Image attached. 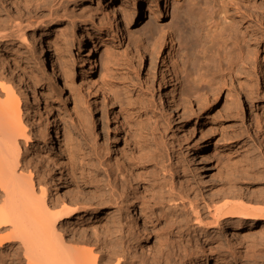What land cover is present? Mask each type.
I'll return each instance as SVG.
<instances>
[{
	"label": "rangeland",
	"instance_id": "374dc122",
	"mask_svg": "<svg viewBox=\"0 0 264 264\" xmlns=\"http://www.w3.org/2000/svg\"><path fill=\"white\" fill-rule=\"evenodd\" d=\"M111 1L0 0L1 31L10 34L17 22H25L21 38L0 40V74L9 73L1 69L3 60L16 63L23 110L31 98L32 114L43 125V140L30 130L33 143L23 157L49 192L51 177L59 184L52 192L59 202L55 211L82 207L78 219L98 226L99 236L76 225L66 239L101 256L119 244L123 264H213L216 256L227 264H264V219L239 224L221 216V229L213 222V208L225 203L246 211L264 209V52L258 69L246 62L234 70L231 58L217 48L227 32L219 27L215 32L213 26L210 31L207 24L211 16L220 20L227 12L229 21L242 32L257 31L264 44V0H174L168 8L163 0H119L132 22L128 32L119 15L116 33L102 26ZM211 2L218 8L204 6H214ZM161 41L165 46L157 55L153 45ZM89 52L96 61L92 78H105L114 88L107 100L82 81ZM53 64L59 73L52 82ZM199 73L208 78L200 81ZM160 84L174 100L171 108ZM187 84L205 86L206 99L190 95ZM44 102L52 109L49 127L38 114ZM30 118L24 114L23 120ZM156 120L160 125L154 126ZM37 145L43 159L37 158ZM65 187L81 195L72 198ZM174 191L188 198L182 203L171 195ZM141 206L146 214L136 226L129 219ZM208 234L215 238L204 247ZM12 245L7 251L13 254L19 244Z\"/></svg>",
	"mask_w": 264,
	"mask_h": 264
},
{
	"label": "bare ground",
	"instance_id": "6f19581e",
	"mask_svg": "<svg viewBox=\"0 0 264 264\" xmlns=\"http://www.w3.org/2000/svg\"><path fill=\"white\" fill-rule=\"evenodd\" d=\"M169 1H172V3H175L174 0H163L165 4V8H168ZM119 2H120L119 0H112L110 2V5L106 10L105 15H103L104 23L103 25L102 24L101 25L110 27L112 31L116 33L117 29L119 28L120 21H121V19L119 20V15H120L122 16V21H125V28L128 30V32H130L131 30L129 31V27L132 22V17L130 13H128L127 10L124 7H122V4ZM218 4L216 5V7L218 6ZM199 5H201L200 7L202 9V4L200 3ZM204 6H206L208 10H210L209 9L210 7H212L213 9L216 8L215 5L209 6L205 4ZM220 6L222 5L220 4ZM222 8H224V6ZM217 11H221V10L218 9ZM54 12H57V10H55ZM207 12L208 11H206L205 13ZM226 13L223 14L221 12V14L223 15V18H220V20L217 18V16L214 18L211 15H209L211 16L210 18H208L209 20L207 19L208 20L207 24L210 23V25H208L209 26L208 29H211L210 28L211 26L215 27L214 30L212 28L210 31L213 30L215 32H218L217 28L219 27L218 30L220 29V32L222 33L227 32L226 36L222 37L221 45L217 46L218 51L219 50L220 52L221 50L224 51L226 55L224 53L223 54L231 58L232 61H230V66L234 70H236V68L240 67L246 62H249V63L251 62L252 67L254 69L255 68L258 69L259 63L261 62V55L264 52V44H263V41L261 40L262 36L259 35L257 31H254V30L250 31L249 28L246 29L247 32H244V31L242 32L241 28L236 27L237 25L235 26L234 22L228 20L229 18L227 17ZM151 15L153 16L152 17L153 20L156 19L158 16L154 12ZM216 18L218 20H216ZM200 20H201V17H200ZM221 20L224 21V24H222L223 21L221 22ZM217 21L218 22L220 21V22L218 23ZM17 23L15 24L14 28L12 29L13 31L10 34L7 33L6 30L3 31L4 29L2 31L0 29V40L7 39L8 37L21 38L22 36L21 34L24 30V27L22 25L25 22L22 24L19 23L20 25H17ZM203 23H202V26L207 25V24L203 25ZM93 25L94 27L98 26L96 22H93ZM87 37L89 38V36ZM82 40H84L83 37L78 42L79 47L82 44ZM144 46L146 47L145 44L140 47H144ZM154 46L155 44L153 45V49H155L156 54L158 55V53L160 54V49H162L165 46V44H164V41H161L159 42V45L156 48H154ZM32 49H33V46L31 47V50ZM168 55H170V52ZM87 57H88L87 59L86 58L84 59L85 60L84 62H88V69H85V68L83 69L82 71L83 80L82 81H84V83H86L87 86L89 85L90 88L92 89L94 88L93 91H96V92L101 91L103 94L104 100H107L108 95L112 92L111 89H114V88H111V84L109 80L106 81L104 80L105 78L103 79L104 81L102 80V82H98L92 78L93 76L92 74L95 69V63H96L95 58H94L95 56L92 57L91 52H89L87 54ZM2 59H5V58H2ZM5 61L6 62H4L3 60V62L1 63V67H2L1 69L4 71L9 70V73L7 72L8 75L0 74V264H22V261H21L22 259H24L25 264H123L124 253L119 244H116L115 246H113L112 249L110 248L111 249L110 251L106 250L107 252H105L101 256V255H95L93 249H79L77 247H74L73 246L74 242L66 239L65 234H67V232L69 233L73 232L72 230H75L76 225H82V226L84 225L83 231H87V229H89L92 231V234H94L95 236H99L97 235L98 226L95 222L85 225L83 220H81L80 218L78 219V216H77L78 212L81 210H84V208L82 207L77 208V209H69L70 206L68 205L69 206L68 208H66L65 206L64 208L62 207L63 209L61 211L59 212L55 211L57 207V203L59 202L56 201L57 198L55 199L52 192H55V190L58 189L59 184L53 178L54 176L51 177L49 179L51 191L49 192L48 190L49 186L47 187L48 184L47 185L45 184L46 185L45 187V185H43L45 182L43 181L39 173L35 174L33 172L35 168L33 167L34 168L33 170L29 169L30 167H32V165L29 163V161H27L23 157V155H25L23 153H27L29 149H31L30 144L33 143V137L30 135L31 133L30 130L32 132L33 131L36 132V135L39 137L38 140L40 139L43 140L44 132H42V129H41L43 125L40 124L39 122L37 123L38 119L36 118L37 119L36 120L35 115L33 116L32 114L33 113L32 112L33 102L31 98H28V95L25 93H24V96L28 98V105L27 106L25 105V110H23V102H22L23 94L19 92V90H22V87L19 84V81L21 82L20 80L21 76L19 75L17 71L18 67H16V63H14L13 64L14 66H12L11 63L7 61V59H5ZM58 71L59 70H57V68L53 64L52 73L49 78L50 81L53 82V80H57L58 73H59ZM195 74H196V71H195ZM107 76L110 77L111 75L110 76L107 75ZM195 76L196 75H194V78ZM198 76H200L199 77L200 81L201 80L205 81V79L208 78L207 74L199 73ZM190 77H192V75ZM164 86L165 84L164 85L160 84L159 91L164 96L162 99L163 100L166 99L171 108V106L174 104L173 103L174 100H172V98L170 97V95L168 94L166 90V87ZM204 87L203 85L200 86V84L197 86L196 85L193 86V84L191 85L187 84L186 89L188 93H190V95H192L193 97L196 96L197 98L206 99L205 96L201 95V92H204L203 91ZM32 94H33L32 99H34L33 101L39 104L40 101L39 99H37V97H35L34 91H32ZM47 104H48L47 102H44L42 104L44 112L42 111L39 112L37 109L36 110L38 111V114L41 117H44V120H46V123L48 124V127H49L50 120H51L50 113L52 109H49ZM24 114L25 115L28 114L31 116L28 122H25L23 120ZM115 121H116V118H115ZM157 121L158 120L153 122L154 126H157L159 124ZM25 123H28V125H26ZM46 129H48L47 125H46ZM55 137L56 139H59L57 132H55ZM52 144L53 145L55 144L54 139H52ZM40 146L41 145L36 146V155H37V158L39 157L38 159H40V157H42L43 159L44 155L41 151ZM200 151L201 150L196 149L194 153L200 154ZM201 158H204V155H201V157L198 160L199 164L204 166V163L202 162ZM48 159L49 158H47V160ZM53 162L55 165L59 163V162L56 163V161H53ZM53 162L51 164H53ZM56 167H59V165L55 166V168ZM109 184L111 186V182ZM115 188H116L115 185L112 184L111 190H113L112 191L113 193L115 192L114 191ZM65 190H66V193L70 195V197L72 198H77L81 195V194L80 195L75 194L76 191L74 193L68 187H65ZM171 195H173V197H175L176 199L180 200V202L182 203H184L185 200L188 198L187 196L185 197L178 192H175V193L172 192ZM112 196H114V194ZM112 198L115 199L116 197L114 196ZM119 198L120 197H118V199ZM68 201L69 199L67 200V202ZM189 202H190V208L192 207V210L196 212L197 214L198 209H197V206L195 205L196 201L191 200ZM70 203H71V200H70ZM83 203L84 202H81V200H79V204H83ZM212 207H209V208H212ZM213 209H214L213 216H215L216 218V219L214 218L215 220L213 222H214V225L215 226L217 225V228L219 229H221L222 227L220 222H218L221 216L235 218V220H237L236 222H238L239 224L243 223V220L264 219V209L263 208L262 209L257 208L254 210L246 211L245 209L244 210L238 209V208L236 209L235 206L230 207L229 205L225 203L224 205L214 207ZM145 211L146 210L142 206L139 209L132 211L131 213L132 215H130L131 217L129 221L136 225L138 219L141 218L142 216H145L146 214ZM69 215L71 217L67 219L66 224L64 225L62 223L63 219ZM74 217L77 220L71 221V218H74ZM114 229L118 231L121 230L120 227H119L120 230L117 228H114ZM3 231H5V233H2ZM84 233H82L80 237L82 238L85 237ZM77 235L78 233H75L76 237ZM214 238H215V235H212V234L206 235L204 238V247H207L209 245L211 246V243L214 240ZM137 241L139 243L140 238H138ZM13 243H18L19 249L15 250L13 254L12 252H10L11 253L10 254L9 251L7 250H9L11 246H13L12 245ZM212 262L213 264H227L228 263V261L224 259L223 257H217V256L212 258ZM207 263L208 261H202L201 264H207Z\"/></svg>",
	"mask_w": 264,
	"mask_h": 264
}]
</instances>
